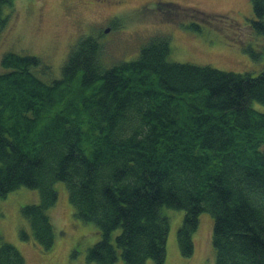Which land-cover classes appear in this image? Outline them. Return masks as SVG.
Wrapping results in <instances>:
<instances>
[{
  "label": "trees",
  "instance_id": "16d2710c",
  "mask_svg": "<svg viewBox=\"0 0 264 264\" xmlns=\"http://www.w3.org/2000/svg\"><path fill=\"white\" fill-rule=\"evenodd\" d=\"M252 7L264 35V0ZM13 12L14 0H0V37ZM101 38L80 36L57 76L36 54L1 58L0 200L23 186L40 192L21 208L31 227L21 238L55 246L49 209L63 182L75 215L100 229L88 253L95 264L120 255L125 264H164V207L185 210L183 256L193 255L209 212L214 264H264V110L256 107L264 106V67L253 75L171 61L167 34L106 64ZM0 264H26L1 233Z\"/></svg>",
  "mask_w": 264,
  "mask_h": 264
},
{
  "label": "rangeland",
  "instance_id": "374dc122",
  "mask_svg": "<svg viewBox=\"0 0 264 264\" xmlns=\"http://www.w3.org/2000/svg\"><path fill=\"white\" fill-rule=\"evenodd\" d=\"M252 19V0H14V12L0 37V62L8 51L32 53L57 76L82 35L102 36L103 61L113 64L135 58L149 38L167 34L171 61L257 75L264 67V35L253 28ZM256 107L264 110L259 103ZM56 187L59 199L49 209L57 234L52 249L20 235L21 228L31 232L21 208L40 201L38 189L23 186L0 200V233L21 251L26 264H95L88 253L101 238L100 229L75 215L63 182ZM163 212L170 220L164 264H214L212 215L201 213L194 253L185 257L178 242L185 210L164 207ZM115 264H125L121 255ZM145 264L156 263L149 258Z\"/></svg>",
  "mask_w": 264,
  "mask_h": 264
}]
</instances>
